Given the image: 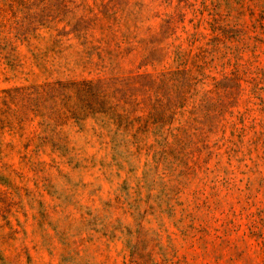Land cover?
Returning <instances> with one entry per match:
<instances>
[{"label": "rangeland", "instance_id": "374dc122", "mask_svg": "<svg viewBox=\"0 0 264 264\" xmlns=\"http://www.w3.org/2000/svg\"><path fill=\"white\" fill-rule=\"evenodd\" d=\"M0 264H264V0H0Z\"/></svg>", "mask_w": 264, "mask_h": 264}]
</instances>
